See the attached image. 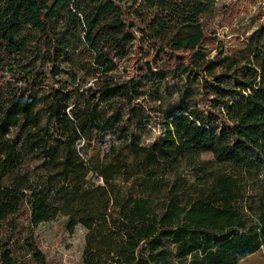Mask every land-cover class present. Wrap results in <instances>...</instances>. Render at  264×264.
I'll use <instances>...</instances> for the list:
<instances>
[{
	"label": "trees",
	"instance_id": "trees-1",
	"mask_svg": "<svg viewBox=\"0 0 264 264\" xmlns=\"http://www.w3.org/2000/svg\"><path fill=\"white\" fill-rule=\"evenodd\" d=\"M259 2L261 23L227 44L212 22L231 26L237 0H0L1 264H48L34 229L58 216L85 231L79 264L264 248Z\"/></svg>",
	"mask_w": 264,
	"mask_h": 264
},
{
	"label": "rangeland",
	"instance_id": "rangeland-1",
	"mask_svg": "<svg viewBox=\"0 0 264 264\" xmlns=\"http://www.w3.org/2000/svg\"><path fill=\"white\" fill-rule=\"evenodd\" d=\"M230 1L232 0H216V5L218 8H220L221 5ZM237 1V7L241 9V12L231 26H225L221 23L219 13L215 16L212 22L214 25L213 27H215L217 30L218 37L227 44H235L237 42V36L247 35L262 21V18L260 15H258L261 7L259 0H256L254 4H249L247 0ZM172 89L174 90V88ZM152 132L153 135H157L158 129L152 128ZM197 160H208V165L210 166L218 167L222 165V167H224L223 164H218L215 162L212 155L208 152H201L197 156ZM186 171L187 172L184 173L189 179H192L191 170L189 171V169H187ZM259 189V184L248 182L245 188V202L240 204V207H244V205H248L249 201L251 200L249 204L258 208L255 212H246L248 215H251L253 219H256V217H258L260 214L258 212L260 200L256 199V196L260 193ZM252 198L254 199L252 200ZM243 216L244 214L242 212L235 211L228 214L227 218L232 221H239V218ZM263 218L264 214L262 216V219ZM66 221V217L58 216L54 220L39 224L34 229L40 247L42 248L48 260V264L80 263V255L85 231L81 227H77L73 233H69L66 229ZM246 221L243 225H245ZM238 264H264V248L261 246L252 254L239 259Z\"/></svg>",
	"mask_w": 264,
	"mask_h": 264
},
{
	"label": "crops",
	"instance_id": "crops-1",
	"mask_svg": "<svg viewBox=\"0 0 264 264\" xmlns=\"http://www.w3.org/2000/svg\"><path fill=\"white\" fill-rule=\"evenodd\" d=\"M260 247H261V246H260ZM260 247H259V248H260ZM259 248H258V249H259ZM254 252H255V251H254ZM251 254H252V253H251ZM248 255H250V254H248ZM237 264H238V263H237Z\"/></svg>",
	"mask_w": 264,
	"mask_h": 264
}]
</instances>
